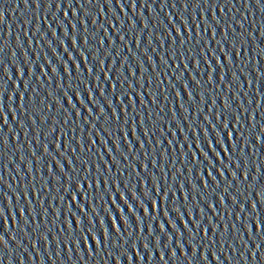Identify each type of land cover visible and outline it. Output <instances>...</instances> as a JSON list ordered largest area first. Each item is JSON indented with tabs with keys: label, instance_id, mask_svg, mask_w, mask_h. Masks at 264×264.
I'll use <instances>...</instances> for the list:
<instances>
[{
	"label": "snow or ice",
	"instance_id": "6c2138e0",
	"mask_svg": "<svg viewBox=\"0 0 264 264\" xmlns=\"http://www.w3.org/2000/svg\"><path fill=\"white\" fill-rule=\"evenodd\" d=\"M73 43H75V40H73ZM211 78V77H210ZM231 134L229 133V136H230ZM77 188H79V185H77ZM73 200H75V197H73ZM153 208H155V203H153ZM114 227H115V225H113Z\"/></svg>",
	"mask_w": 264,
	"mask_h": 264
}]
</instances>
